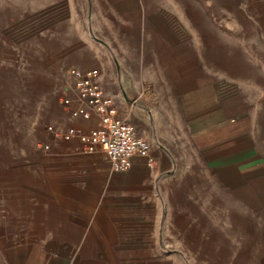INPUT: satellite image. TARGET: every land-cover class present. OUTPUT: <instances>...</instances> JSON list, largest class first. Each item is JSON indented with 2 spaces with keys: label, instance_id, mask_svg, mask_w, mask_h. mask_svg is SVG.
Listing matches in <instances>:
<instances>
[{
  "label": "crops",
  "instance_id": "1",
  "mask_svg": "<svg viewBox=\"0 0 264 264\" xmlns=\"http://www.w3.org/2000/svg\"><path fill=\"white\" fill-rule=\"evenodd\" d=\"M195 3L191 8L185 0H84L87 59L84 68H72L98 70L100 85L114 98L118 119L135 125L151 144L155 166L150 169L147 160L135 158L129 171L115 173L103 152L88 154L79 140L57 141L47 132L56 143L77 142L75 152L61 149L89 155L88 162L99 167L105 180L98 176L95 185L101 206L94 221L87 218L84 225L73 226L81 233L82 248L151 247L158 240L154 233L167 232L161 228L160 199L170 186L189 179L218 186L230 202L234 195L248 201L264 218V118L242 84L238 61L230 54L218 60L216 48L211 52L209 45L202 47L200 19H195V11L193 18L186 15V9H198ZM244 20L251 28L241 25L240 35L248 36L251 29L264 40L263 24L248 16ZM205 38L217 40L214 32ZM79 105L74 95V106ZM51 125L89 132L99 125V115L91 110L88 120L69 117L68 124ZM44 145L49 146L45 152L51 150L50 143ZM182 212L187 217L185 209ZM179 225L174 231L182 236L175 242L185 246L189 221ZM0 227L5 234L12 232L7 224ZM16 227L19 235L7 237L0 248V264H109L119 258L109 250L108 258L103 255L94 262L79 254L78 244L69 238L42 237L39 227L21 222ZM259 232L264 233V226ZM252 264H264V255Z\"/></svg>",
  "mask_w": 264,
  "mask_h": 264
},
{
  "label": "rangeland",
  "instance_id": "2",
  "mask_svg": "<svg viewBox=\"0 0 264 264\" xmlns=\"http://www.w3.org/2000/svg\"><path fill=\"white\" fill-rule=\"evenodd\" d=\"M185 1L191 8L196 2L198 9H186V15L195 11L199 17L202 47L216 48L218 60L230 54L238 61L242 84L264 118V40L251 29L248 36L240 35L239 29L251 28L247 16L264 26V0ZM84 25V0H0V225L12 230L0 229V248L7 237L19 235L21 222L39 227L42 237L69 238L94 262L108 258L110 249L82 248L81 233L73 230L87 218L94 221L102 171L88 162L89 155L64 152H75L77 142L56 143L46 130L68 124L61 99L67 95L68 71L84 68L87 59ZM212 32L215 42L205 38ZM45 143L51 150L44 151ZM234 196L230 202L218 186L191 179L170 186L156 208L167 232L154 233L158 240L151 247L110 250L119 258L109 264H252L264 255V233L259 232L264 218ZM181 220H188L191 229L185 246L175 242L182 236L175 232Z\"/></svg>",
  "mask_w": 264,
  "mask_h": 264
},
{
  "label": "built area",
  "instance_id": "3",
  "mask_svg": "<svg viewBox=\"0 0 264 264\" xmlns=\"http://www.w3.org/2000/svg\"><path fill=\"white\" fill-rule=\"evenodd\" d=\"M98 77L97 69L71 68L68 71L67 95L61 101L71 120H88L91 110H94L99 115V125L89 132L79 127L61 129L49 125L47 132L57 141L79 140L83 151L88 154L103 152L115 173L129 171L135 158L147 160L149 168L153 169L155 160L151 155V144L139 134L135 125L118 119L114 98L105 92ZM74 95L80 102L79 106H74ZM44 149H49V146L44 145Z\"/></svg>",
  "mask_w": 264,
  "mask_h": 264
}]
</instances>
